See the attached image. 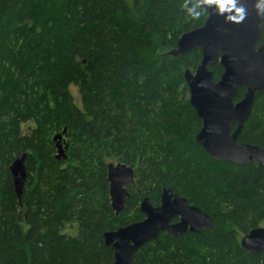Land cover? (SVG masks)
<instances>
[{
	"label": "trees",
	"instance_id": "16d2710c",
	"mask_svg": "<svg viewBox=\"0 0 264 264\" xmlns=\"http://www.w3.org/2000/svg\"><path fill=\"white\" fill-rule=\"evenodd\" d=\"M203 1L0 0V264H112L102 234L141 220V198L158 205L164 187L209 212L213 227L161 232L131 264H264V250L253 256L238 243L264 222V169L214 161L195 141L201 121L183 71L196 68L200 51L169 53L204 22ZM212 70L217 80L222 67ZM64 128L67 157L58 160L52 138ZM238 139L264 149V92ZM19 152L20 201L8 168ZM110 159L135 167L119 214Z\"/></svg>",
	"mask_w": 264,
	"mask_h": 264
},
{
	"label": "water",
	"instance_id": "95a60500",
	"mask_svg": "<svg viewBox=\"0 0 264 264\" xmlns=\"http://www.w3.org/2000/svg\"><path fill=\"white\" fill-rule=\"evenodd\" d=\"M257 2L220 0L207 4L203 1L200 6L207 13L204 22L183 32L169 53L177 56L191 50L200 51L196 68L183 71L189 103L201 121L195 141L214 161L246 165L255 160L264 169V149L238 139L256 93L264 92V43L261 41L264 11H258ZM216 63L222 67L217 80L212 70ZM241 89V99L234 101ZM64 134L65 128L52 138L58 160L67 157L68 142ZM25 157V152L17 153L8 167L18 201L27 179ZM106 178L110 206L115 214H119L129 197L128 186L135 185L134 168L119 161L108 162ZM139 210L144 214L142 220L102 234L104 244L113 251L112 264H131L139 247L161 232L179 237L187 230L197 232L213 227L209 214L197 205L189 204L184 196L168 187L162 189L158 205H152L148 197L143 196ZM175 217L179 220L172 222ZM241 245L257 254L264 248V228H253L242 238Z\"/></svg>",
	"mask_w": 264,
	"mask_h": 264
},
{
	"label": "flooded vegetation",
	"instance_id": "af4514ba",
	"mask_svg": "<svg viewBox=\"0 0 264 264\" xmlns=\"http://www.w3.org/2000/svg\"><path fill=\"white\" fill-rule=\"evenodd\" d=\"M118 162V161H117ZM120 162V161H119ZM134 186V185H133ZM128 188H129V186H128ZM144 196H146V195H144ZM142 199V198H141ZM204 212H206L207 214H209L211 217H212V215L209 213V212H207V211H204ZM143 218H144V214H143ZM142 218V219H143ZM141 219V220H142ZM212 219H213V217H212ZM179 220V218L178 217H175V218H173L172 219V222H177ZM213 223H214V219H213ZM257 226H259V224L258 225H256V226H254V227H251V228H249L247 231H245V232H240L239 233V235H238V243H239V245H240V247L241 248H243L242 247V245H241V240H242V238L246 235V234H248L253 228H255V227H257ZM259 227H263V226H259ZM264 228V227H263ZM202 229H206V228H202ZM201 229V230H202ZM211 229V228H210ZM200 230V231H201ZM200 231H197V232H191V231H186V232H184L181 236H183L185 233H187V232H189V233H198V232H200ZM181 236H179V237H181ZM247 253H249L250 255H253V256H255V255H258L261 251H263L264 250V248L262 249V250H260L257 254H252L249 250H246L245 248H243ZM202 260L200 259L196 264H201L202 262H201ZM187 264H190V261L188 260V263Z\"/></svg>",
	"mask_w": 264,
	"mask_h": 264
},
{
	"label": "rangeland",
	"instance_id": "374dc122",
	"mask_svg": "<svg viewBox=\"0 0 264 264\" xmlns=\"http://www.w3.org/2000/svg\"><path fill=\"white\" fill-rule=\"evenodd\" d=\"M70 91H71V95L73 97V102L77 105V107L81 108V101H80V95H79L78 87L75 86V85H70ZM29 124L31 125L32 123H29ZM25 128H26V126H25ZM109 162L116 163L117 161L116 160L114 161V160L110 159ZM134 169H135V167H134ZM259 226H263L264 227V222H261L259 224ZM67 230H69V229L67 228ZM69 232L73 233L74 230H69Z\"/></svg>",
	"mask_w": 264,
	"mask_h": 264
},
{
	"label": "clouds",
	"instance_id": "9594fccd",
	"mask_svg": "<svg viewBox=\"0 0 264 264\" xmlns=\"http://www.w3.org/2000/svg\"><path fill=\"white\" fill-rule=\"evenodd\" d=\"M219 3L220 0H205V3L207 4H212V3ZM185 7L187 8V11L190 13V14H193V15H199L198 12L196 13H193V9L192 8H188L187 5H185ZM223 7V5L221 4V8ZM256 7L258 9V11H264V0H258L257 4H256ZM238 11H243V9H238Z\"/></svg>",
	"mask_w": 264,
	"mask_h": 264
}]
</instances>
